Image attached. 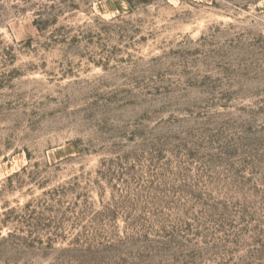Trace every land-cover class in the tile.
<instances>
[{"label": "rangeland", "instance_id": "1", "mask_svg": "<svg viewBox=\"0 0 264 264\" xmlns=\"http://www.w3.org/2000/svg\"><path fill=\"white\" fill-rule=\"evenodd\" d=\"M0 264H264V0H0Z\"/></svg>", "mask_w": 264, "mask_h": 264}]
</instances>
